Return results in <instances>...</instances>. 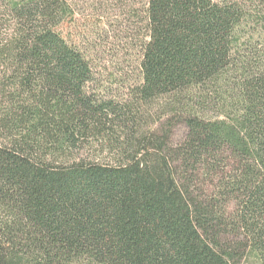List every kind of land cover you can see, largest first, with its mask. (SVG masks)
I'll return each instance as SVG.
<instances>
[{
  "label": "trees",
  "instance_id": "1",
  "mask_svg": "<svg viewBox=\"0 0 264 264\" xmlns=\"http://www.w3.org/2000/svg\"><path fill=\"white\" fill-rule=\"evenodd\" d=\"M144 12L134 97L171 99L177 147L91 90L69 0H0V264H264V0ZM105 135L116 164L73 156Z\"/></svg>",
  "mask_w": 264,
  "mask_h": 264
},
{
  "label": "rangeland",
  "instance_id": "2",
  "mask_svg": "<svg viewBox=\"0 0 264 264\" xmlns=\"http://www.w3.org/2000/svg\"><path fill=\"white\" fill-rule=\"evenodd\" d=\"M69 1L75 13L74 19L62 29L92 65L95 81L90 86L91 90L102 98L131 106L138 119L135 128L138 136L165 134L169 136L172 147L182 144L187 128L178 122L172 110L167 109L172 102L169 97H162L148 105L139 103L134 97V90L141 80L139 62L145 35L147 0ZM220 110V104L214 100L206 108L209 117H216ZM116 131L124 137L121 130ZM118 146L106 135L93 137L78 147L73 156L86 162L116 164L122 160ZM240 264L261 262L254 255L247 254Z\"/></svg>",
  "mask_w": 264,
  "mask_h": 264
}]
</instances>
